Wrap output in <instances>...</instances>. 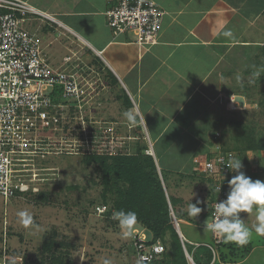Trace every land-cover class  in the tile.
Listing matches in <instances>:
<instances>
[{
    "label": "crops",
    "instance_id": "0c3cea01",
    "mask_svg": "<svg viewBox=\"0 0 264 264\" xmlns=\"http://www.w3.org/2000/svg\"><path fill=\"white\" fill-rule=\"evenodd\" d=\"M21 1L61 24L57 29L40 24V31L67 33L83 43L77 41L83 48L79 67L94 71L92 82L110 93L108 101L95 99V115L128 124V135L145 133L156 167L172 188L173 174L194 178L193 161L212 154L213 134L226 142L224 126L228 129L231 116L243 112L239 104L247 99L245 77L264 74V0H151L164 16L158 43L149 48L131 43L130 35L113 37L104 13L119 0ZM227 29L232 37L218 35ZM126 110L139 113L134 124L123 116ZM163 151H176L179 165L162 164ZM189 224L178 221L183 240L195 249L202 243L188 237L184 226ZM134 230L133 237L151 240L140 225ZM253 246L235 263L245 264ZM229 259L219 264H230Z\"/></svg>",
    "mask_w": 264,
    "mask_h": 264
},
{
    "label": "built area",
    "instance_id": "2783aa9c",
    "mask_svg": "<svg viewBox=\"0 0 264 264\" xmlns=\"http://www.w3.org/2000/svg\"><path fill=\"white\" fill-rule=\"evenodd\" d=\"M104 15L114 38L130 35V42L142 48L158 43L164 12L153 1L119 0ZM32 22L55 29L61 25L26 2L0 0V196L4 199L17 193L38 192L39 183L56 175V169L49 166L58 159L126 156L135 140L117 122L95 115L97 83L86 82L69 66L73 57L79 60L78 53L83 50L80 41L70 39L65 50L71 56H65L63 64L54 67L38 34L28 29ZM219 140L220 134L216 133L211 159L193 161L194 173L210 182L213 190L210 222L216 200L226 198L227 182L236 174L226 167L234 156L222 149ZM147 141L145 154L153 155ZM96 210L101 214L106 207ZM173 222L178 225L174 217ZM133 238L137 264L158 259L164 252L160 241L150 244L140 235ZM212 238L215 245L223 241L213 233ZM204 246L216 256L212 246ZM0 253V264H10L7 249L4 247Z\"/></svg>",
    "mask_w": 264,
    "mask_h": 264
},
{
    "label": "rangeland",
    "instance_id": "374dc122",
    "mask_svg": "<svg viewBox=\"0 0 264 264\" xmlns=\"http://www.w3.org/2000/svg\"><path fill=\"white\" fill-rule=\"evenodd\" d=\"M38 27V23L32 22L28 29L32 33L38 34L43 46L53 41L52 45L46 48V54L54 67L61 66L63 64L62 59L65 56H71L63 48V45L68 40L74 39V37L68 36L67 33L63 35L52 32L44 33ZM113 50H116V48ZM79 64L80 61L73 57L69 66L77 74H80V78L82 75L86 82L92 78L94 79V71L85 68L80 69ZM261 75L264 74L262 73L258 77L244 76L245 80L243 82L245 83L243 84L245 90L248 91L247 99L244 104H239L243 112L239 110V113L231 116L230 119H234V122L229 123V130L225 133L227 135L225 139L227 148L238 146L242 151L241 163L243 167L241 170L246 172L249 177L253 176L254 178L257 176V179L264 180V76ZM109 94L104 89L97 91V97L107 101L109 100L107 98ZM56 100L59 101V98ZM115 122L123 128V132L128 131L124 129L128 124L123 123L121 120H115ZM235 122L237 123L235 124ZM224 128L226 130L227 127L224 126ZM129 136L135 138L134 141H131V144L138 140L136 144L141 142L139 145L143 146L146 143L147 149L149 148L148 136L145 133ZM213 136L214 134L209 140L211 148ZM255 142L261 147L262 152L247 153L249 154L248 158L245 150L251 147L254 148ZM130 151L134 153L135 147L131 146ZM210 152H212V149ZM176 153V151H163L162 164L177 167L180 162L175 155ZM207 158L211 159L212 155ZM258 158L263 159L261 167L257 165ZM49 167L56 169V175H52L36 187L37 191L46 192V200H38L33 192L25 197L18 194L16 197L9 199L0 196V251L4 247L7 249L9 262L21 264V260L25 261L40 257L42 255L43 239L51 237L55 232L54 238L59 244L57 248L59 250L55 251L56 254L59 252L68 254L65 256L64 262L66 263L64 264H103L105 259H109L112 264H137L133 248L134 238L123 239L117 221H114L113 218L108 219L101 216L96 210L103 202V184L101 171L98 170V167L85 165L82 158L76 156L58 159L57 162H52ZM159 173L161 176V172ZM173 175H175V181L178 182L175 188H172L168 183L170 187L168 192L180 196L181 204L177 206L176 210L183 213L185 215L184 219L190 223L188 226H184L188 237L202 244L212 243V233L205 227L210 222V217H206L205 214L211 208V204L206 205V202L207 199L210 203L214 200L211 186L196 174L193 175L194 178L190 177L189 179L180 178L176 174ZM203 192L205 193L203 194ZM112 197L111 194L107 195L108 203L111 202ZM197 200L201 201L198 206L201 207L202 211L198 216L193 217L189 214V202L195 203ZM23 212H27L31 218V222L27 225L22 222L20 216V213ZM241 216L245 217V223L249 227L255 223V219H253L255 218V211L241 213ZM135 232L133 230V233ZM249 241L255 249L245 264H264V236L253 233ZM184 250L186 249L184 248ZM219 250L225 252L224 248ZM240 251H238L236 257L229 259L228 263L237 264L235 262L240 259ZM228 253L226 250V255ZM219 254L217 251V258H219ZM45 258L48 259L49 257L45 255ZM187 261L192 264L189 259Z\"/></svg>",
    "mask_w": 264,
    "mask_h": 264
},
{
    "label": "trees",
    "instance_id": "16d2710c",
    "mask_svg": "<svg viewBox=\"0 0 264 264\" xmlns=\"http://www.w3.org/2000/svg\"><path fill=\"white\" fill-rule=\"evenodd\" d=\"M123 102L128 107V98H124ZM230 121L233 123L234 119H231ZM236 123L237 122H235V124ZM224 129L223 131L225 137L227 136L225 133L228 132L229 128L226 130ZM242 133L245 135L244 132ZM136 141L132 143L134 144ZM219 143L224 151L231 152L234 158L241 159L242 161L243 154L238 146L234 148H227L226 142L219 141ZM131 146L135 147V152H131L126 156H84L82 157V162L85 165L97 166L98 170L101 171L103 202L100 204V206H105L106 211L100 215L109 219L112 218L114 211L120 209H124L126 211H135L138 218L137 224L146 229L151 234V240L149 243L151 244L156 241H160L163 244L164 252L158 259H155L151 262H143L141 264H189L184 254V248L191 256L194 264H219L220 262H226L228 257H236L238 255V251L240 250V259L244 258V256L249 253V251L252 249L251 243L248 242L247 244L240 246L236 243L229 242L224 238L219 245H215L213 242L205 243L212 246L216 253L217 251L220 253L218 256L219 258H217V256H213L212 251L203 244H200L194 249V246L188 244L187 242L183 241L182 243L179 235L176 232L175 224L173 222V217L177 221L185 220L189 222L188 220L184 219L185 215L183 213H180L176 210L177 206H180L181 204V199L168 192L169 187L166 182L167 177L162 171H160L162 179L161 181L153 157L145 154L147 148H144V146H140L139 144H134ZM259 151L262 152V149L258 143L255 142V147L245 150V153H257ZM247 157L249 158V154H247ZM180 177L188 178L187 176L181 174ZM250 177L253 180L257 179V176L254 178L253 176ZM177 182L175 185H177ZM208 184L211 186L210 182ZM31 193V191H28L23 194L17 193V195L21 194L22 197H25ZM108 194L113 196L110 199V203H108L107 200ZM34 195L38 200L47 199L46 192L38 191L34 193ZM169 204L171 206L173 215L169 209ZM210 204L211 203L208 199L206 205ZM209 215L210 210L207 211L205 216L208 217ZM54 233L55 232H53L51 237H45L43 239V244L41 246V252L43 256L41 255L40 257L31 260H21V264L66 263L64 262L65 256L68 254L63 252L56 254L55 252L56 250H59L57 249L59 244L54 238ZM221 248L226 249L229 252L228 255L220 252L219 249ZM193 249L195 251H193ZM45 255L49 258H45ZM7 261L9 262V260Z\"/></svg>",
    "mask_w": 264,
    "mask_h": 264
},
{
    "label": "clouds",
    "instance_id": "9594fccd",
    "mask_svg": "<svg viewBox=\"0 0 264 264\" xmlns=\"http://www.w3.org/2000/svg\"><path fill=\"white\" fill-rule=\"evenodd\" d=\"M218 35L232 37L233 33L231 29H227ZM138 115V112L132 110H126L123 113V116L133 124ZM226 167L236 174L227 182L226 198L219 202L216 200L213 218L205 227L213 234L243 246L249 242L253 233L264 236V180H253L241 171L243 167L241 159L232 158ZM216 191L218 193L220 187ZM200 203L199 200L195 203L189 202L191 216L196 217L201 213L202 209L198 206ZM253 211H255V223L249 227L241 213H252ZM20 216L24 224L27 225L31 222L27 212L20 213ZM112 218L117 221L121 237L131 239L133 230L138 223L137 213L132 210L120 209L113 212ZM103 264H112V262L105 259Z\"/></svg>",
    "mask_w": 264,
    "mask_h": 264
},
{
    "label": "water",
    "instance_id": "95a60500",
    "mask_svg": "<svg viewBox=\"0 0 264 264\" xmlns=\"http://www.w3.org/2000/svg\"><path fill=\"white\" fill-rule=\"evenodd\" d=\"M157 168V167H156ZM157 170H158V168H157ZM158 173H159V170H158ZM159 176H160V173H159ZM160 179H161V176H160ZM161 181H162V179H161ZM162 185H163V182H162ZM163 187H164V185H163ZM169 209L171 210V206H170V204H169ZM175 228H176V232H177V234L179 235V237H180V239H181V241H182V243H183V241L184 240H182V234H181V231H180V228H179V225H175ZM184 254H185V257L187 258V259H189V261H191V263H193V261H192V258L188 255V253L186 252V250H184Z\"/></svg>",
    "mask_w": 264,
    "mask_h": 264
}]
</instances>
